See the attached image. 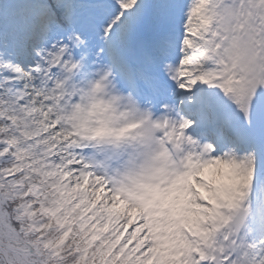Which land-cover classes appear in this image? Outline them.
Instances as JSON below:
<instances>
[{"label": "snow or ice", "instance_id": "6c2138e0", "mask_svg": "<svg viewBox=\"0 0 264 264\" xmlns=\"http://www.w3.org/2000/svg\"><path fill=\"white\" fill-rule=\"evenodd\" d=\"M0 264H264V0H0Z\"/></svg>", "mask_w": 264, "mask_h": 264}]
</instances>
